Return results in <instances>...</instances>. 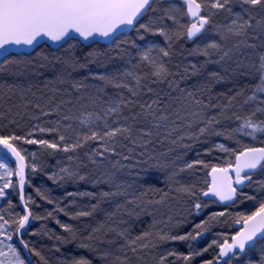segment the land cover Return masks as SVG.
Instances as JSON below:
<instances>
[{"label": "trees", "instance_id": "trees-1", "mask_svg": "<svg viewBox=\"0 0 264 264\" xmlns=\"http://www.w3.org/2000/svg\"><path fill=\"white\" fill-rule=\"evenodd\" d=\"M170 2L155 0L154 11L147 12L141 23L153 27L160 15L157 7L165 13L170 9ZM253 14L262 15L258 20L264 23V11ZM174 16L179 23H168L175 28L169 33L172 39L149 47L150 57L163 62L170 72L162 82L152 75L154 69L150 63L142 60V54L149 49L141 47L142 43L150 37V32L143 29L134 30L110 45L86 47L73 40L60 50L45 45L32 55H13L0 63V133L24 137L32 132L31 139L61 145L59 149H51L41 144L18 142L30 165L28 204L33 217H38L28 227L25 240L48 264H71L74 258L81 256L92 264H152L155 256L154 259L147 256L154 254L151 242L158 237L154 234L153 217L172 218L171 225L177 226L181 218L189 215L193 205L199 203L202 209L205 203H211L219 212L242 211L231 218L228 214L223 217L225 233L231 235L237 232L236 218L250 215L259 207V202L264 201L263 192L256 204L242 205L244 190L236 205L223 208L203 201L200 193L210 183L211 167L227 166L228 161L233 164L235 154L245 147L264 146V133L248 136L245 133L252 131L249 128L237 131L249 116L256 123L264 121V111L257 110L264 109V93L255 91L260 82V73L255 72L260 60L254 61L253 69L249 70L248 66L241 67L239 59L232 56L239 46L260 48L256 56L261 57L264 42L248 40V35L254 33L250 29L243 35L220 37L219 48L208 49V55H204V44L208 42L198 43L202 35L194 41L176 36L177 32L184 31L181 25L188 24L190 18L184 12ZM164 20L156 23V27L161 28ZM161 48L168 51L169 56H163ZM245 72L255 80L242 76ZM102 75L115 77L116 84L127 87L106 83L98 78ZM136 77L141 78L139 85ZM129 89H134L137 95L133 96ZM250 96L256 99L248 100ZM122 98L133 103L122 105L119 114L109 112V108L120 103ZM153 100L158 104L151 110L140 107L152 104ZM195 101L209 107L200 108ZM193 111H202L207 117L215 116L219 120L213 125L215 132L190 139L188 134H198V128L204 126L197 123L188 127L194 119L190 115ZM89 113L91 118L82 123ZM120 126H131V133L118 135L112 141H81L83 147L68 152L62 150L65 144L75 143L90 130L103 133ZM40 127L57 131L41 133ZM60 135L65 136V141L59 140ZM244 138L251 142L242 146ZM216 141L227 142L229 152L214 146ZM105 147L110 151H104ZM166 158L170 160L165 164ZM190 159L191 163L203 161L209 167L197 163L194 165L198 169L181 171L182 163ZM65 169L67 172L63 171ZM262 173L264 169L253 180ZM186 188L190 192L185 191ZM104 193L110 195L104 196ZM112 194L121 197L115 206ZM171 198L177 203L183 202L184 213L176 212L174 216L162 218L157 212L159 203ZM10 202L16 218L24 214L19 188ZM94 205L97 206L95 210ZM196 210L193 216L198 219ZM82 211L91 215L77 216ZM62 225L70 227L75 237ZM96 229L99 231H94ZM119 231L124 235L120 236ZM145 233L149 235L137 241L133 252L129 241ZM90 236L93 238L89 239ZM120 242L125 247L122 257L117 259L114 257L120 254ZM81 244L91 245L95 251L86 250ZM142 244L148 247L142 249ZM191 244L197 247L199 243L195 239ZM203 244L201 242L199 247ZM218 250L217 247V252L207 259L215 261ZM31 254L36 262L44 264L39 256ZM203 259H196L195 264H201Z\"/></svg>", "mask_w": 264, "mask_h": 264}, {"label": "snow or ice", "instance_id": "snow-or-ice-1", "mask_svg": "<svg viewBox=\"0 0 264 264\" xmlns=\"http://www.w3.org/2000/svg\"><path fill=\"white\" fill-rule=\"evenodd\" d=\"M155 0H0V53L8 52L9 49L15 45L32 46L39 42L40 38H48L52 42H60L67 37H70L73 33L78 34L84 40L95 39L96 36L110 38H119L120 35H126L129 30L135 29L137 32L143 29L145 32H152L151 24L140 23L144 15L149 11H154L153 4ZM182 3L186 6V13L190 19L186 25H181L184 31L176 33L177 38L184 37L187 40L194 41L203 31L206 30V26L210 24L211 17L219 14L220 12H227L229 15L234 16L230 25L227 26V32L232 35L239 36L247 33L248 29L252 27V21L255 16L252 14L256 9L264 10V0H203V3L198 0H182ZM241 5V12H234L233 5ZM215 10V11H212ZM170 12L172 9L169 10ZM202 11H206L207 15H202ZM246 16V18H245ZM168 19L173 20L174 23H179L174 15H168ZM257 25L264 31V23L256 21ZM137 25L139 27H137ZM155 34L164 36L166 40H171L172 37L163 29L158 28L155 30ZM143 39V36L140 37ZM219 45L215 42L210 43L203 50L202 54L208 55V49H218ZM151 48L142 54V60L148 61L154 69L152 75L157 78L158 81L167 80L170 72L167 66L163 62H157L150 57ZM160 52L163 56H169V52L161 48ZM46 59V58H45ZM83 67V65H81ZM260 73L259 83L255 86V91L264 93V55L260 57V63L257 68ZM126 75H132L126 73ZM100 80L109 84H115L116 87H127V85L116 84V78L106 75L98 77ZM140 77H136L137 85L140 84ZM133 96L137 95L134 89H129ZM242 94V93H240ZM189 96H192L189 93ZM255 96L248 97V100H255ZM132 100L125 101L123 98L121 102L114 107L109 108V112L119 114L121 106H127L132 104ZM196 105L200 108L209 107V105H203L201 101H195ZM247 103V101H246ZM264 103V101H262ZM158 104V101L153 100L152 104L140 105L141 108L147 107L151 110L153 105ZM258 111H264V109H257ZM139 115V114H137ZM190 115L194 118L188 125L191 128L194 124H203V127L198 128V134H188L190 139H199V136L205 133H214V124L219 123V120L213 117L205 116L202 111H193ZM254 115V113H253ZM91 118V114H87V118L82 120V123H87ZM135 116L133 120H135ZM67 119V117H65ZM165 119V117H160ZM240 119L239 116L236 117ZM158 126V125H157ZM105 128L108 125L105 124ZM245 128H249L252 131L246 132L245 135L254 136L255 133H264V121L256 123L251 116L244 119V123L237 131H241ZM131 126H120L106 130L103 133L97 131H91L89 134L83 135L75 143L71 145L65 144L63 151H73L77 148L83 147V143L89 140L92 141H105L114 140L118 135H128L131 133ZM38 131L43 133L45 131L55 132L57 129H45L43 127L38 128ZM219 134V133H216ZM33 135L29 132L27 136H19L15 133L10 135H4L0 133V155L3 156L0 159V169H4L8 177L13 175L19 178L18 184L21 192V200L23 197V189L25 186V164L24 155L21 154V149L18 146V142L23 141L26 144H41L51 149H59L60 144L55 142H49L44 139H31ZM79 136V134H77ZM184 137L182 136L181 139ZM59 140L65 141V136L60 135ZM83 141V143L81 142ZM222 151L229 152L228 148L223 145L220 146ZM104 151H110L108 147L104 148ZM102 154V153H97ZM234 154V153H232ZM11 157H15L17 168L13 172L8 165L7 160ZM196 163L203 164L205 168L209 167L208 164L203 161H196ZM227 167H211L212 182L207 191L203 192V196L209 195L218 197L220 201H231L234 199L237 193V188L233 186L241 185L245 180L251 179V170H256L258 167L264 169V147H245L239 154H235V166L233 167L231 161L227 162ZM194 167L193 163H187L180 170L185 168L191 169ZM233 171L235 173V180L228 173ZM67 172V170H63ZM220 173L221 176L216 174ZM243 173V175H242ZM71 175V173H69ZM0 179H3L0 176ZM83 179V177H81ZM11 180H7L2 187H0V198L5 197V189L12 187ZM189 191L190 189H185ZM104 196L110 195L104 193ZM247 199L254 200L255 197L248 196ZM97 206H93L95 210ZM197 209L201 208V204H195ZM25 214L19 215L14 219L13 223L17 225L15 228L16 233L22 235V230H25V226L29 223L31 213L28 211V206H24ZM90 212H79L77 216H88ZM217 215L223 216L224 213H218ZM36 219L38 217H32ZM243 221V227L239 229L235 235L230 237L231 242L225 239L222 244H218L219 253L216 256L215 261H206L205 264H244V259L247 258V264H264V201L259 202V207L256 211L251 212L250 215H240L236 218V223ZM9 222L0 216V236H4L5 239L11 241L13 235L5 231V225ZM65 231L71 233L72 237H75L74 231L65 225H62ZM196 229L202 227L198 224ZM94 231H99L96 229ZM123 235V233H120ZM149 233H145L144 236H138L135 240L129 241V247L133 252L136 251L137 241L143 240ZM160 240H195L201 233L196 232V235L187 233L180 236H171L166 234H157ZM93 237H89L92 239ZM67 242V241H65ZM24 249H28L35 256H39L44 264H48L45 257L41 256L40 252L35 251L30 245L23 239L20 240ZM213 243H216L215 241ZM0 245H3V240H0ZM81 247L89 251H95L91 245L81 244ZM147 248V244L140 245ZM7 251H4V247H0V264H30L27 257H24L21 252L14 247L11 243L5 245ZM211 247V245H209ZM205 248L203 251L206 252ZM253 253H258L255 257ZM202 252L192 251L189 255L182 256V259L186 264H191L192 259L195 256L202 255ZM174 255V253H170ZM71 264H92V261L86 257L74 258ZM160 264H165V258L161 257Z\"/></svg>", "mask_w": 264, "mask_h": 264}, {"label": "rangeland", "instance_id": "rangeland-1", "mask_svg": "<svg viewBox=\"0 0 264 264\" xmlns=\"http://www.w3.org/2000/svg\"><path fill=\"white\" fill-rule=\"evenodd\" d=\"M170 9H172V11L170 12L168 10L165 11V13L163 12L161 7H157L156 12H159V19L157 21L154 22V26L152 27L153 31L150 32V37L147 41H143L142 46L141 47H153V46H157V45H162L163 41L165 39L164 36H161L159 34H155V30L160 28V27H156L158 26L157 24L161 23V19L164 20L163 18L166 17V19L164 20L162 27L168 34L172 31H174V26L170 25L168 26L169 21L171 23H173V20L168 19V15H176V14H180V13H186V6H184V4L181 2V0H170ZM199 2L203 3V0H198ZM233 10L234 12H241L242 11V7L241 5H233ZM215 11V10H212ZM256 13L259 11H264V10H260V9H256L255 10ZM254 13V12H253ZM252 13V14H253ZM165 14V15H164ZM167 15V16H166ZM202 15H207L206 11H202ZM255 16V19L252 21V27L250 28L251 30H254V33L257 31L258 35L260 34H264V31L261 30V28L257 25L256 21L259 18H262V15H256L253 14ZM164 16V17H163ZM176 17V16H175ZM234 18V16L229 15L227 12H220L219 14L213 15L211 17L210 20V24L206 26V30L203 31L200 35L201 36V40H199V44L202 42L207 41V44H204L205 46H207L210 43H217L218 44V39L220 37L226 36V35H232L231 33L227 32V26L230 25L231 20ZM246 18V16H245ZM177 20V18H176ZM146 23V22H145ZM157 23V24H156ZM250 29H248L247 32L250 31ZM243 35V34H241ZM236 36V35H235ZM248 37H250V35H248ZM264 39V38H263ZM203 45V46H204ZM204 46V47H205ZM237 47H235L236 49ZM233 58L235 59H239V65L241 67H251L254 63V56H256V50L254 48L251 47H240L238 50H235V52L233 53ZM229 62V61H228ZM255 72H258L257 70ZM245 78H251L252 80H255L251 74L245 72L244 75ZM211 140V139H210ZM242 142V146L247 145L249 141L247 138H244L241 140ZM244 142V143H243ZM218 143V144H217ZM223 145L225 148H228L230 150L229 145L227 144V142H223V141H216V145L214 146H218V148H220V146ZM221 149V148H220ZM211 153H209L210 155ZM3 156L0 155V159H2ZM161 159V158H160ZM162 160V159H161ZM169 158H166L165 160H163V162L169 163ZM174 162L176 159H173ZM174 162L172 161L171 163L174 164ZM8 165L11 167L12 171L15 172L16 171V165L14 164V162L9 158L7 160ZM187 163H191V159L182 163L183 165L187 164ZM193 164H197L196 160L195 162H192ZM195 169H198L195 165H194ZM187 169V168H185ZM160 173V171H158ZM0 176L3 177V179H0V187L3 186V184L7 181V180H11L12 183V187H9L7 189H5V197L0 198V216H2L5 220H7L9 223L7 225H5V231L7 233H11L13 235V239L11 241H8L7 239L4 238V236H0V240H3V245H0V247H4V251H7V248L5 247V245L11 243L14 247H16L21 254L25 257L22 248H20L21 246H19V239H18V233H16L14 230L17 227L16 224L13 223L14 219L16 218V215L14 214V209L12 208V204H11V197L15 195V193L18 191L19 188V184H18V180L19 178L15 175H13L12 177H8L5 170L4 169H0ZM206 190V188H203V190L200 192L201 194L203 193V191ZM264 192V173H262L261 176H259L258 178L254 179L253 183L251 185L246 186L245 191L241 194L242 198H243V204L242 205H246V204H256L257 201L260 199V196L262 195V193ZM248 196H252L255 197L254 200H249L247 199ZM121 197L116 194H112L111 199H112V205L115 206L116 204H118V200ZM170 198V197H168ZM176 202L174 199H168L166 201H164V203H162L160 205L159 203V208L157 209V212L160 214V216H162V218H164L166 215L168 216H174L175 213L177 212V214H181L183 211V202L182 203H173ZM206 206H204L202 209H197L195 207V205H193L190 209L197 215L196 219L194 217V219L190 220L189 222L185 221L184 219L182 220V218L180 219L181 221L177 224V226H172L171 222L173 221V219H169V220H161L157 217H153V230H154V234L156 235V237L158 236L157 234H166V235H171V236H180V235H185L187 233H192L193 235H196V232H200L201 235L196 239V242L199 243L197 245V247L193 248L190 246V242L192 240H160L158 237L157 239H153V241L151 242L152 246L151 248H153L154 250L152 252H154V254H151L150 256H147L148 258H153L155 256V263L152 264H160V260L161 257L165 258V264H186V262L182 259V256L184 255H189L192 251H197V252H202L204 253V251L202 250V248L199 247L200 243H204L202 246H206L211 244V247H217L218 244H222L223 241L225 239L230 238L232 235H234L233 233L230 235V233H224L226 231L225 229V225L222 223V220H218L214 219L215 216H219L218 214V210L216 209V206L214 204L211 203H205ZM209 212L205 215H201L203 213ZM224 213V215H227L229 217H233L235 216V213L241 214L242 211H231V213H229L230 211H222ZM193 213V214H194ZM221 213V212H219ZM223 216H219V217H224ZM182 217V216H181ZM171 221V222H170ZM202 225L201 228L196 229V225ZM237 231V230H236ZM120 233H123V231H119V235ZM120 235V236H123ZM187 241V242H185ZM216 243H213V242ZM189 244V245H188ZM185 245L187 249H179V246ZM125 245L120 242V254L114 258L120 259L122 257L121 251L122 249H124ZM144 247H142L143 249ZM207 248V247H206ZM170 253H174V255H170ZM258 253H253L252 255L255 257ZM108 255H110V253H108ZM204 255V254H203ZM202 255V256H203ZM119 257V258H118ZM201 255L195 256L192 261L191 264H195L196 259H201L200 258ZM171 261V262H170ZM206 261H212L210 259H203V261L201 262V264H205ZM145 264V263H143ZM147 264V263H146ZM233 264H236V261H233ZM244 264H247V258L244 259Z\"/></svg>", "mask_w": 264, "mask_h": 264}, {"label": "water", "instance_id": "water-1", "mask_svg": "<svg viewBox=\"0 0 264 264\" xmlns=\"http://www.w3.org/2000/svg\"><path fill=\"white\" fill-rule=\"evenodd\" d=\"M145 15H144V17H145ZM143 18L141 19L140 23L142 22ZM137 27H138V25H137ZM134 30L135 29L129 30L127 32V34L132 33ZM122 36H124V35H120L119 38L122 37ZM118 39L116 37L104 38V37L96 36L95 39L84 40L82 37H80L78 34H75V33H73L70 37H67L64 40L60 41V42H52L48 38L44 37V38H40L39 42L35 43L32 46H26V45L15 46V45H13L9 49L8 52L0 53V63L3 62L4 60H6L7 58H9L10 56H13V55H17V56H19V55H32L39 48H41L42 46H45V45L49 46L53 50H60V49L64 48L65 46H67L73 40L79 41L81 44H83L86 47H92V46L97 45V44L110 45V44H113ZM255 147H264V146H255ZM21 154L24 155L22 152H21ZM10 159L14 161V163L16 164V167H17V163H16L15 157H11L10 156ZM24 164H25V186H24V189H23V197H24V199L21 200V198H20V206H21L22 211L24 212V206H25V204H27L28 211L31 213V216H30L29 223L25 226V230H22V235L20 233H18V239H19V244H20V246L22 248V251H23L25 257H27V259L30 261V264H39L38 262H36L34 260L31 252H29L28 249H24L22 244L20 243L21 239H23L26 242L25 236H26V233H27V229H28L29 226H31L34 223V219L32 218L33 217V213L31 211V208H30V206L28 204V200H27V192H28V189H29V186H30V184H29L30 165H29L28 160L26 159V157H25V160H24ZM232 165L234 167L235 166V162ZM260 170H261V168H259V167L256 170H251V179L250 180H245L244 183L241 184V185H236L235 183H233V186L237 188V193H236V196L234 197V199L231 200V201H220L218 197L211 196V195H209L207 197L202 195V198L205 199V200L214 201L218 205H220L221 207H224V208L232 207V206L237 204L240 192H242L245 189V187L252 180V177L254 175H256L257 173H259ZM216 175L219 177L222 174L217 173ZM228 175H230L232 177L233 181L235 180V173L233 171L230 170ZM242 175H243V173H242ZM209 180H210V183H209V187H210L211 186V182H212L211 171L209 172ZM19 195L21 197L20 188H19ZM24 214H25V212H24ZM242 227H243V221H241L240 223L236 224V229L237 230L241 229ZM229 242H231V240ZM221 264H222V262H221Z\"/></svg>", "mask_w": 264, "mask_h": 264}, {"label": "bare ground", "instance_id": "bare-ground-1", "mask_svg": "<svg viewBox=\"0 0 264 264\" xmlns=\"http://www.w3.org/2000/svg\"><path fill=\"white\" fill-rule=\"evenodd\" d=\"M250 37H247V39L248 40H251V41H253V42H264V34L262 33L261 35L259 34L258 35V33H257V31L255 32V33H253V32H251L250 34ZM240 47L238 46L237 48H236V50H238ZM255 49V48H254ZM260 48H256L255 50H256V55H257V53H258V50H259ZM255 58H254V61L255 62H258V60H260V56H254ZM248 69L249 70H252L253 69V65L251 66V67H248ZM235 162V161H234ZM234 162H233V164H234ZM228 166V165H227ZM227 166H215V167H227ZM262 170V169H261ZM260 170V171H261ZM211 171V170H210ZM209 171V172H210ZM208 176H209V174H208ZM254 177V176H253ZM253 177H252V180L250 181L251 182V184L253 183ZM209 178V177H208ZM209 182H210V180H209ZM250 184V183H249ZM248 184V185H249ZM247 185V186H248ZM208 187H209V185H208ZM208 187L206 188V190L208 189ZM245 189H246V187H245ZM206 190H204L203 192H205ZM202 195H203V193H202ZM203 199V198H202ZM203 201H205V202H212V203H215V204H217L216 202H214V201H210V200H205V199H203ZM218 205V204H217ZM220 206V205H219ZM224 208V207H223ZM190 213H189V215L188 216H184L183 217V219L185 220V221H187V222H189L190 220H192V219H194V216H193V211L190 209V211H189ZM182 213H184V211H182ZM207 213H209V212H206L205 214H207ZM218 213H219V211H218ZM217 217H218V220H222V223H223V221H225V219L224 218H222V217H219V216H215L214 217V219H217ZM231 218V217H230ZM224 224V223H223ZM225 233V232H224ZM236 234V233H235ZM234 234V235H235ZM233 236V235H232ZM185 242H187V241H185ZM189 245V244H188ZM209 245H211V244H209ZM209 245H206V246H203L202 248V250H204L206 247H207V251L206 252H204L202 255H201V257L200 258H207V257H209L210 255H212L213 253L215 254V252H217V247H209ZM190 246L191 247H193V248H195V246L194 245H192L191 244V242H190ZM185 245H182V246H179V249H185ZM218 253H219V250H218Z\"/></svg>", "mask_w": 264, "mask_h": 264}, {"label": "flooded vegetation", "instance_id": "flooded-vegetation-1", "mask_svg": "<svg viewBox=\"0 0 264 264\" xmlns=\"http://www.w3.org/2000/svg\"><path fill=\"white\" fill-rule=\"evenodd\" d=\"M181 2H182V0H181ZM257 174H258V173H257ZM254 176H255V175H254ZM250 183H251V182H250ZM244 190H245V189H244ZM244 190H243V191H244ZM243 191H242V192H243ZM242 192H240V194H241ZM240 194H239V196H240ZM237 231H238V230H237Z\"/></svg>", "mask_w": 264, "mask_h": 264}]
</instances>
